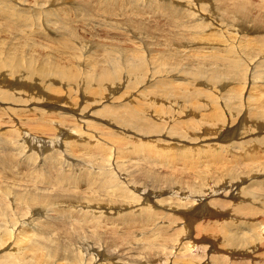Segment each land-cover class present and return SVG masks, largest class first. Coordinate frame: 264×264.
<instances>
[{"label":"rangeland","instance_id":"374dc122","mask_svg":"<svg viewBox=\"0 0 264 264\" xmlns=\"http://www.w3.org/2000/svg\"><path fill=\"white\" fill-rule=\"evenodd\" d=\"M37 1L38 0H0L1 8H4L6 11L11 13V14L7 15L6 17L0 16V82H1L0 83V103L3 104V105H1V108H0V145L2 144L0 160L7 162L9 165L8 166L9 171H5L4 166L2 164H0V189L4 190V195H7L9 193H14L15 197H19L22 189L26 188V189L33 190L36 187L37 188L40 187L39 189H41V192L51 191V193L53 192L54 194L56 192L55 195L53 194L54 196L61 195L63 197H65V196L71 197V199L73 200V202L75 204V211H74L73 215H68L69 217L63 219V217L60 216L62 213L58 214L57 213L58 211L51 210L55 207V206L53 207V205H52V206H50L51 212L44 210V211H41L40 214H35L34 216H32L33 214H31V212L25 211L24 213H20V211L15 206L16 200L7 204L5 202V197L0 194V264H62L68 260L70 254L73 255L74 253L75 254L79 253L78 250L83 255L82 258H83L84 264H90V263L91 264H98L99 262H101L100 264H103L102 260L100 258V255H98L97 251H101L100 253L102 255L107 256V257L110 256L109 258L103 259L104 264H113V263L114 264H198L197 262L186 261L185 259H181V260L177 261L175 259V255H171V257H169V258H167V256L165 255V257L160 256V257H156L154 259L149 258L147 255H145L146 251H148L150 249L149 247H151V246H148L149 240L148 241L144 240L143 245H142V243H140V240L138 239V236L140 235V236L150 237L151 234L153 233V231L155 230L154 225H156L158 222L162 221L165 218L164 211L161 207V203L159 202L160 198H162V196L165 193L161 195V194L154 192L150 196L149 195H142L141 196L136 191H133V187L130 185H129L130 187L128 185H127V187L132 192L131 191L130 192L123 191L122 186L124 185V183L120 182L119 180H114L115 191L113 193L110 192V194H109L107 191H105V188L103 186L98 185V186H95L94 188H92L98 194H93L92 190L89 188L90 187L89 184L87 182H86V184L84 183V179L85 180L87 179L86 176L79 174V168L82 167L81 163H80V159L84 155L88 156V157L90 156V155H88L90 153H84V152H90V151L89 150L85 151L80 146V143H79V135L83 131L75 129V130L71 131L72 133H69L70 130H67V131H63L64 132L63 134H62V132L60 134V131L62 129L58 131L54 126L48 127L47 125H43L42 123L46 122V124H47V123H50L51 121H57V122H61V121L67 122L68 121L69 123L75 124L74 126L76 127V125L78 123L79 124L83 123V122L79 121V119L82 118L80 113L85 112V113H87V114L84 113L85 115H87L86 119H89V120L94 119L95 122L91 123V124H85L86 131H84V132L91 133V131L93 129L97 128V129H99V135L96 134L93 130V132L96 134V136L98 135L97 137H101L103 139L106 138V140L104 139L105 141L100 140V142L109 143L111 146L114 147V143L112 141L108 140V138L116 136V133H114L112 127L115 125H122L123 127H128L134 123V120L130 119L128 117L130 110H132L135 107L134 102L129 101V98L130 97L133 98L134 95L132 94L130 97H128L127 98L128 100L125 99L126 98L125 95L132 93L133 88L137 89V90L135 89V91H134L135 94L138 91L142 90L140 93L141 95H143L145 97H154L158 100H167V99L171 98V95L163 93V90L174 91L179 95L174 94L173 97L182 98V97H180V96H182V94H180V93L183 92L184 90L188 89V88L192 89V86L195 85V84H193L194 81L187 78L186 72H189V73L192 71H198L199 72V68L204 69V70H207L208 68H210V69L214 70L215 68L219 67L220 64L218 63V64H213L214 66L213 65L209 66V65H206L202 62L203 66L200 64V66L196 67L194 65L192 66V61H193L192 59H190V58L186 59L188 64H186L185 59H182L181 61L185 62V63H183L182 65L179 66L180 67V73L177 74V76H175V77L164 76V77L160 78L159 76H157L156 71H155L158 68V64L154 60H149L147 62V65L143 69H141V70L137 69V71H146V73L143 75L144 76L143 78L135 79L136 82H134V79H132L133 76L130 75L129 77H126L127 76L126 74H122L120 77V81L124 80L123 82L125 84L121 83L122 85L118 86V87H117V85H105V86H103L104 80L99 82L97 80L98 78L97 79H89L88 76L92 77L93 74L96 73L95 69L96 70L99 69L98 66L103 68V67H106L108 65H111V64H108L109 60H107L109 58V56H108L109 54L111 56L114 55L113 57H115L116 60H119V58H123L124 64L120 63L121 65L129 66L131 64L129 67H135L139 64H142L143 60H140L141 63H139L138 60H136V61L130 60V58L131 59L133 58L132 57L133 53L129 50V48L139 50L140 52H143L145 54H146V50L150 51L153 48L154 50H156V52H161L162 55L165 54L162 51L165 47V44H167V45L168 44H174L175 45V43L178 40L182 41L180 36H190V35H188V31H185V29L186 30L190 29V26L194 23L193 21H196L195 23H197L199 21V20H195V19H197V17L195 16V14H193L194 13L193 11H197L199 9L200 10L199 11L200 17L204 16V18L207 17V19L211 16V14L210 15H208V14L212 13V14H214L213 18L216 19V22H219V20H217V19L222 14L221 11L219 10L221 8L217 6L216 8L219 11L215 13L216 8L210 9V7H211L210 5H214L217 2L213 3L211 1L208 3L207 0H192V1L191 0H185L184 2L189 5L188 8L192 9L193 13L191 11L189 12V10H186L187 13L185 11V12H182L181 14L180 13L175 14L174 16L171 17L169 15L163 16L162 12L156 11L152 7L153 5L150 6L151 10L147 9L144 6V4H146L148 2V0H144V2L140 5L138 10H132L131 9L129 12L126 13L127 9H125L126 14L123 15L122 13H120L122 15L119 16V15H111L112 13H108L105 11H111L115 14H118L120 7H121V0L118 1V3H116V4L111 2V4H109L108 7L99 6V7H95V8H91V6L90 7L83 6L84 4L87 5V1H89V0H73V1H71L72 3H69V4H68V1L66 0L67 2H64L63 4H54L53 6H51V10L47 9L48 8L47 6H49L51 3L49 0L48 1H42L40 3L39 2L37 3ZM90 1L96 2V0H90ZM172 1L173 2L176 1L177 5H179V3H178L179 0H172ZM248 1L251 2V4H253V8H252L251 12L241 11L239 13H234L233 11H230L233 14L232 21L226 22V23H221V26L218 27V29L215 31L212 29H211L212 30L211 31L207 27H205L207 24V21H203L201 23V26L198 28V31H205L206 30V32H207L206 36L208 37V39L210 41L218 38L222 30L224 31V33H226V35H228V33L226 32L227 30L232 31L233 32L232 33L233 39L234 38H237L239 40L245 39V37H248V35H249V33L247 32L248 29L251 28V27H249V25L247 28H245L247 25L246 22L249 21V19L253 20L254 22H258L264 17L260 13L261 10L259 11V6L261 4L264 5V1L263 0H248ZM4 2L7 4H5ZM164 2H166V1L163 0V3ZM36 3L38 5H36ZM41 3H43V4H41ZM13 7H15V8L13 9ZM180 7L181 8L184 7V9H185L186 5L182 6V4H181ZM205 7L207 9H205ZM56 8H58V9H56ZM78 8H80L81 10L82 9L84 10V8H86V10H87V8H88V11H86V12L84 11L85 12V14H84V12L80 11ZM24 9L26 11H23L20 14L21 18L19 16L15 15L16 13L19 12V10H24ZM261 9H262V11H264L263 8H261ZM46 10L50 11L51 13H47ZM52 10L53 11H56V10L57 11L72 10L73 11L72 16L74 18V20H73L74 22L71 21L70 24H66V23L63 24L59 20L58 16L56 19V15H55V17L53 15V14H58V13H53ZM75 10H77V11L75 12ZM207 10H208V12H207ZM41 11L42 12L45 11L46 14H48L47 15L48 17L51 14L50 17L51 18L54 17L55 19L54 18H52V19L48 18L47 16L45 17V15H44L45 13L43 12L44 14H42ZM78 12H80V15ZM27 13L29 14V18H30V16H32L31 21L29 20L30 23H27L24 20V17L26 15L28 17ZM86 13L87 14L89 13L90 15H86ZM91 13H94V14L97 13V14H101V15L94 19V17H92L93 15ZM262 13H264V12H262ZM192 15H194L195 17ZM215 16H218V17H215ZM58 20H59V22H58ZM31 22H33V23H31ZM216 22L213 24H216ZM32 26H34V27H32ZM182 26H183L185 33L184 32L182 33V31H181V30H183ZM94 30H96V31L94 32ZM36 32H38L39 34H42V36L45 39L42 38L40 35L36 34ZM44 32H50V34L52 33V35L50 37L44 36L43 35ZM61 34L62 35L65 34V35L69 36V38L68 37L65 38V39H69V41L71 40V42L67 43L68 45H65L66 42H58V41H65L64 38H62ZM169 34L172 37L167 38V35H169ZM73 36H75L76 38L75 37L73 38ZM78 37H80L79 42H78ZM81 38L84 41L89 40L88 43L90 44V47L89 46L88 47L92 50V51L90 50L92 53L87 54V53L83 52V47H82L83 44L80 43V41L82 40ZM42 39H43V41H42ZM141 39H143L144 42H141ZM24 41H29V43H32L33 48L30 49L29 47L27 48V46L25 48L24 47L16 48L15 44H17V45H18V43L22 44V43H24ZM139 41L142 44H140ZM218 43H219V45L222 44L221 41H218ZM24 44H26V43H24ZM95 44H96L97 48H96ZM144 44H146V46ZM116 45H117V48H119L120 50L126 49L128 51L127 52L125 51L124 53L119 54L120 56L121 55L122 56L118 58L119 55L117 52H119L120 50L116 49ZM200 45L202 47H205V49H206L205 53H206L207 57H210V56L216 54L217 52H219V49L216 46L207 45L206 43H203L202 41H201V43L194 44V46H190V48L193 47V50L195 51V49H196L195 47H199ZM92 46L95 47V50H94V47H92ZM21 48H23V49H21ZM61 48L63 49V51H66V52H62ZM107 48H109V50ZM209 48H213L214 51L213 52L208 51ZM7 50H8V52H7ZM15 50L17 52H15ZM106 50L108 52H107V54H104L106 52ZM197 50L198 49H196L195 52H197L198 55L203 56V53L200 52L199 50L198 51ZM10 52H12L11 55L13 56V58L10 55ZM82 52L84 55L82 54ZM93 52L94 53L97 52L98 54L101 52L99 54L100 57L97 56L99 61L96 59L97 57L96 58L90 57V55H92ZM86 54L88 57L86 56ZM145 54H144V56H145ZM125 55H128V56H125ZM1 56H2L3 60L1 59ZM15 56L17 58L16 61H15ZM74 57H76V58H74ZM8 58H10V59H8ZM226 58L228 60L229 57H224L223 60H226ZM255 58L256 59L253 61V63H255L256 60H257V62L260 60L261 61L263 60L262 59L263 57L261 58V56H259L258 58L257 57H255ZM94 59H95V61H94ZM85 60L87 62H84ZM133 60H135V58ZM81 62H82V64H79ZM117 62L118 61H116V65H119V64H117ZM210 62L213 63L212 60ZM88 63H89V65L91 64V66L85 65ZM96 63L98 66H95ZM135 63H136V65H135ZM222 63H223V61H222ZM184 64H185V66H184ZM256 65H257V67H260V65L258 63ZM256 65L250 64L249 62L245 61V59H244V62H240L238 65H235L233 67L235 69V71H233V72L231 71L233 68L231 70H228L225 66L221 67L224 70L221 77L226 79L228 82H230V85H227V86L220 88V90L222 91L221 93L225 94V96L227 97V98L225 97L223 102H225L226 104H227V102L232 103L233 108H236L235 110L234 109L232 110L233 111L232 115H234V114H237V115H234V117L232 116V119H233L232 120V119H229V115L227 113V115L225 116L226 121L223 120L224 121L223 122V121L219 120L218 121L219 123L217 122V125L219 128H220V126H223L224 124L228 128L229 127L234 128V131L232 133L230 132L231 133L230 135L210 137L209 139H211V141H208L207 137H209V136H207V137H196L197 141L192 142V143L194 145L200 147V152L198 151L197 155H196V153H193L194 157L193 156H186V160L184 158H182L181 156L179 157L178 152H180L181 149L177 150L174 148H169L170 150L167 149L164 152V153H166V155H168L165 160H159V159L154 160V162L156 161L155 164L151 165V163L147 162L148 159L146 158V159H143L141 161V164L144 166L146 164V166H145L146 168H151V169H153V171L155 170L156 172L161 173L164 176L168 175V173H169V175L172 174L171 178H173V179L171 180V182L174 179H177L180 177H182L184 179L191 172H193V173H191L190 176L192 177V180L194 181V183H199L201 180L206 179L207 177L212 175L214 172H215V174H218V175H222V174L226 175V174L234 172V171L236 173H238L237 171H240V173L245 172V171L247 172V169H248V172H252L254 174H258L259 172H260L259 174H261L262 172H264L263 170L260 171V169H264V166H263V164H264L263 163L264 162V145L263 144L260 145L261 147H257V149H254L253 152H249V153L246 152L245 149L242 147L243 146L242 143L248 142V139L251 136H252L251 139H253L254 137H257L260 132L264 133V130L261 131L260 129H257V131H256V129H253V128H251L250 130L241 129V127L243 126L242 118L244 116L247 117L246 119L244 118L243 122L244 123L248 122V124H249L251 121V119H249V117L251 118V116L253 115L252 113L256 109L252 108V105H249V108H247L248 104L245 105L244 101L242 102L243 96L238 95L240 93H242L240 95H244L243 93L245 92L246 89H251L255 85V84H253L252 86L248 87V80L243 77L242 73L246 72L248 74V76H250V77H252L255 74H258L256 72L257 71ZM262 65H263L262 66L263 67L262 72L264 73V64L262 63ZM116 68H113V69H116ZM191 68H193L194 70ZM210 69L207 70L209 72L206 73V76H208V75L210 76L213 74V73L211 74V71L212 72H214V71L210 70ZM41 71H43V72H41ZM48 71H52L53 74H49ZM38 72H41V73H38ZM78 72H79V74H78ZM42 73H46V76L45 77L40 76ZM148 73L149 74L154 73V74L149 75ZM61 74L65 75L66 77L62 78ZM70 75H72V77L69 79V82L61 84V81L65 82L70 77ZM54 77H56V78H54ZM124 77H125V79H124ZM256 78H253V79H256ZM22 79H23V81L25 80V82H28V83H25V85H26V86H24L25 88L22 87V85H20L23 82ZM258 79L264 80V76L261 78H258ZM54 80H59L60 82H55ZM127 81H130V83H131V84L129 83V87H126V85L128 84ZM83 82L86 85L83 84ZM141 82H142V84H144V82H145V84L142 85ZM77 84H78V86H77ZM89 84L91 85V87ZM68 85H70V86H68ZM101 85L103 88L101 87ZM80 86L82 87V89H80ZM93 86H94V89L96 88L95 90L93 89ZM59 87H61V88H59ZM234 87H235V89H237V90H235V92L237 94L236 93L233 94L232 91L230 90V89H233ZM228 88H230V89H228ZM115 89H118L119 92L115 91ZM210 89H211V87H210ZM223 89H225V90H223ZM243 90H244V92H243ZM55 91H57V92H55ZM126 91H127V93H126ZM57 93H58V96H57ZM110 93H112L113 96L111 95L109 97L108 95ZM245 95L247 96V92L245 93ZM104 96H105V98L100 100ZM202 96H203V98H205V94H203ZM93 97H94V99H93ZM95 97H97V98H95ZM62 98L65 101H63ZM19 99H20V101H19ZM3 100H4V102H3ZM27 100H30V102H32V104L30 105V102H25ZM71 102H76V104L78 103V105H79L78 109H77V107H76V109L70 107V106H73ZM107 102H108V104H107ZM25 104H27V105H25ZM105 105H108V106L116 105L117 107L114 109H111V108L105 107ZM126 106H128L130 109L126 108ZM10 107L13 108V111L10 109ZM83 107L84 108L89 107V108L85 109V111L83 112ZM254 107H256V106H254ZM61 108H62V110H61ZM200 108H203V106ZM69 109H71L72 111H70ZM53 110H56V112L55 111L53 112ZM64 110H67V113H63ZM100 110H101V112H100ZM93 111L97 112V114H96L97 117L90 116V113H92ZM59 113H62V114H59ZM21 114H23V115H21ZM71 116L74 118H70ZM116 116H119V119L117 121L114 120V117H116ZM77 118H79V119H77ZM95 118L105 120L108 123L107 124L102 123ZM84 119L85 118H83V120ZM263 119L264 118H262L261 120H263ZM141 120L145 121V119H141ZM231 120H232V122H231ZM248 120H250V121H248ZM26 121H28V123L32 126V128L31 127L29 128V126H28L29 124L27 125L25 123ZM119 121H121V122H119ZM79 124H78V126H79ZM190 124H189V126H191L193 123L191 125ZM194 125L195 124H193L192 126H194ZM202 125L203 126H205V125L211 126V123H203ZM23 126H26V128H28V129L24 128ZM80 126H82V125H80ZM183 126H184V124H183ZM196 126L201 128V126H199L197 124H196ZM185 127H187V125H185ZM59 128H65V126L60 125ZM82 129H83V126H82ZM235 129H237V130H235ZM196 130H199V132ZM9 131H11V133H9ZM190 131L191 132L196 131L195 135L203 136L205 134V131L201 130V129L190 128ZM241 131H244V133ZM19 132H22L23 137L24 136L26 137L25 132L30 134L28 136V138L26 139V141H27L26 145L27 146L24 149L25 151L27 150L26 156L30 152H33L29 149L28 139L29 140L30 139L46 140V138L47 139H53L55 137L56 138L60 137L59 139H61L62 137H66V138L70 139V141H73V144L75 143L74 141H77V146H78L79 151H77L75 153H71V154L69 153V155H65L66 151L65 150H64L65 152L63 151L64 146H65L63 140H59L58 142L53 144V146L52 145H48V146L45 145V148L49 147L51 149V151H47L48 153L45 152V149H44V153L47 157H46V159H43L44 161L47 160V163L44 162L45 167L47 166V164H49L48 176H49V178H51V180H45V181H42L41 183H38L36 186H33V185H35L33 183L34 181L26 182L30 179L29 176L24 174L26 172V169H27V168H24V167H26L27 162H24V164H20V161L16 160L17 158L13 157V155L11 154V151L13 150L15 144L17 145V144H19L17 142L22 141L18 137L15 136ZM165 132H166V129H165ZM235 133L236 134L239 133V135L237 134V137H236ZM241 133H243V134H241ZM31 134H32V136H31ZM142 134L144 135L145 131L142 132ZM172 135L175 137L176 141L181 142L182 145L183 144L186 145V143L182 140L183 139L182 134L177 132L175 134L172 133ZM71 136H73V137H71ZM224 137L226 138V140ZM230 137H231V139H230ZM141 139H142V137H141ZM251 139H249V140H251ZM12 142H14V144ZM34 145L30 146V147L31 148L33 147V149H35V150L37 148L38 149L43 148L41 146V142H35ZM208 146H209V148H208ZM226 146H227V148H225ZM258 149L260 152L258 151ZM54 150L59 151L61 153L50 155L49 152H52ZM256 150L260 154L258 156L259 158H255L253 160H250L248 157L251 155H254V153L256 154L257 153V152H255ZM184 151L187 153L189 152L186 150H184ZM12 152L14 153L15 151H12ZM206 152H207V154H206ZM103 153L104 152L100 151L96 154L101 156ZM220 153L222 154L220 156V158L222 157L220 159V161L213 160V158H214L213 156H215L216 154H220ZM246 153H248V154H246ZM200 154H202V155H200ZM203 155H205L204 158H203ZM210 155H212V156H210ZM242 155H244V156H242ZM261 155H262V157H261ZM26 156H25V158H26ZM52 157H58L60 160L57 162H54V159ZM141 157H139V158H141ZM240 157H242V158L245 157V159L243 160ZM23 158H24V156H23ZM23 158H21V159H23ZM239 158H240V160H239ZM187 159H189V161H187ZM236 159H237V161H236ZM257 159H258V161H256ZM259 159H261V162H262L261 164H259L260 163ZM9 160H12L10 162L11 164L8 162ZM15 160L18 162L17 164H15ZM37 160H38V162H36V164H35L37 166L35 170H37V169L41 170L43 168L45 169V167L43 166L42 158L37 157L36 161ZM208 160L211 162H209ZM40 161H42V162L40 163ZM202 161H204V163ZM239 161L241 163H239ZM242 161H244V162H242ZM21 162H23V161H21ZM255 162H258V163H255ZM182 163H183V165H182ZM206 163H208V164H206ZM218 163H220V164H218ZM221 164H224V166H222V167H224L223 169H222V167H220ZM239 164H241V165H239ZM245 164H247V165H245ZM251 164L253 166H251ZM168 165H170V166H168ZM236 165L238 167H240V169ZM15 166H16V168H15ZM205 166L208 167L209 169L206 168ZM214 166L217 169L214 170L213 169V168H215ZM93 167H94V164H93ZM196 167H198V168L200 167V169H198ZM241 167L244 168V169H242V171H241ZM251 167H254V168H251ZM256 168H257V170H256ZM83 169H87V168L84 167ZM31 170L33 171V166L31 167ZM133 170H134V172L138 171L134 167V168H131V170H130L131 172L127 170V173H129V172L134 173ZM198 170L199 171L202 170L203 172L200 171L197 174L196 171H198ZM204 174H206V175L208 174L207 177ZM123 177L127 178L124 175H123ZM139 177L137 179H138V182L140 183V185L142 187L149 188V189L151 187L153 189H156V190L165 189V188L169 187V184H170V179L168 180V178L166 177V178H164V180H165V182L168 181L167 183H165L163 180L159 181L158 183L154 182V185H156V187H155L153 185V183H151V182L150 183L144 182V180L147 179V176L144 173H142V175H141V172H140ZM260 177H262V175ZM198 178H199V180H198ZM187 180L188 179H184V181H187ZM45 182H47V183H45ZM126 184H128V182ZM159 184H160V186L158 188ZM166 184H168V186ZM185 187L186 186H184V188ZM45 189H47L49 191H44ZM61 192L65 193V194H62ZM38 193H40V192H38ZM59 193H61V194H59ZM260 194L264 195V193H262V192H260ZM174 195H176V194H174ZM87 196H88V198H90L92 196L91 199H96L97 201H99V200L104 201L103 203H106L109 207H111L114 204V202H112L114 200H116L115 202H118V204H125L118 213H122V214L123 213H135V214L140 213L142 215V220L144 221L145 226L148 227L149 229L146 230L144 228L142 231L139 232L138 230L142 229V226H141L142 223H141L139 225L140 227L138 226L137 229H134L135 233H132L129 230V228H128V231H124L123 228L128 227V226H126L125 224H121L120 222H117V220L114 221V222H116L114 224V223H112V220L109 221V220L105 219L106 220L105 221L104 219L99 218V216L102 214H100L98 212H89L86 215H82L80 210H79V206L84 205V203L81 202V198L87 197ZM130 203H134V204L130 205ZM90 207H92L91 209H93V205H90ZM108 211H110V210H108ZM47 213H49V214H47ZM253 216L254 215L252 213L246 214V213L241 211L237 218H238V220L242 219V220H240V222L243 221L244 226H246L248 224L249 220ZM260 216L261 215L259 214V217ZM225 217H227L226 214L223 215V218H225ZM107 221H109V222H107ZM15 222H16V224H15ZM22 222H25V223L27 222L25 227L29 228V230H30L29 233L31 234V237L34 239H37L38 241H36V242L28 241V237L21 230L20 225ZM128 222L132 223L135 221H132V222L128 221ZM245 222H247V223H245ZM17 223H18V226L15 227V225H17ZM182 223L183 222L179 223V226H175V227H181L180 225H182ZM116 227H117V229H116ZM191 227H192V225H191ZM191 227L189 225V227H187V229H186L185 241H188V239H189L188 236L192 235L193 228H191ZM238 227H239V230L235 231L234 241L236 244V252L233 255V260H235V262L240 261L243 264H252V260L254 258L259 257V256H264V240H263V243L260 247H258V248L251 247V245H249V243H245V237L243 236V232H247V229L240 227L239 225H238ZM259 230H262V227H259ZM208 233H210V232H208ZM213 233H215V232H213ZM213 233L211 235L207 234V236H211V240L214 238ZM224 233H225V231H224ZM130 234H132L133 236H130ZM50 235H53V236L50 237ZM207 236H205V238H208ZM48 237H50L52 240L54 239L53 240L54 242H52V241L51 242L49 241V242L55 246H57L58 242H59V246H57V247H58V250L60 252V257L57 259H49V255L47 253V248L45 247V243H44L45 239ZM208 239H210V238H208ZM215 240H217V239L214 238V241ZM218 241L221 242L222 240L218 239ZM191 244H192V246H191ZM197 244L198 243H196V242H192V243H189L188 245H189V247L194 248L195 246L199 247V245H197ZM122 245H123V247H122ZM144 245L147 247H145ZM224 246H225V244H224ZM132 248H134V249H132ZM131 249H132V251H131ZM216 250H217L216 252H218L217 248H216ZM6 251H7V254H6ZM87 251H89V253ZM227 251L229 252V249H227ZM151 252H154V250H152ZM110 253L112 255H109ZM3 254H6V255H3ZM123 254H124V256H123ZM221 254L223 257L225 256V255H223L224 250H223V252L221 251ZM89 255H91V256L89 257ZM5 256H6V258H5ZM144 258H147V259L142 260ZM95 259H97V260H95ZM233 260H229L228 264H233V262H234ZM211 264H220V263L218 261H214Z\"/></svg>","mask_w":264,"mask_h":264},{"label":"bare ground","instance_id":"6f19581e","mask_svg":"<svg viewBox=\"0 0 264 264\" xmlns=\"http://www.w3.org/2000/svg\"><path fill=\"white\" fill-rule=\"evenodd\" d=\"M42 1H48V0H38L37 3L38 2L40 3ZM49 1L51 3L49 2L50 7L47 6L48 7L47 9L51 10V6H53L54 4H63L64 2H67V1L69 4V3H72L71 1H73V0H67V1L66 0H49ZM89 1H87V5L84 4L83 6H85V7L91 6V8H95V7H99V6L108 7L109 4H111V2L116 4L120 0H96V2H91V1L89 2ZM165 1L166 2L163 3V0L162 1L161 0H158V1L157 0H148L149 3L145 2L146 4H144V6L147 9L151 10L150 6L153 5L152 7L156 11L162 12L163 16L169 15L172 17L175 14H179V13L181 14L182 12H185L186 10H189V12L190 11L192 12V9L188 8L189 5L184 2L185 0H179L178 1L179 5H177L176 1L175 2H173L172 0H170V1L165 0ZM211 1L213 3H216V2L217 3L214 5H210L211 6L210 9L211 8L215 9L217 6L221 8V9H219L222 13L221 16H219V17L215 16V17H218L217 20H219V22H216V19L213 18L214 14H212V13L208 14V15L211 14V16L208 19H207V17L204 18V16L200 17V15H199L200 10L197 8L198 10L193 11L194 13L193 12L192 13L195 14V16L197 17V19H195V20H199V21L197 23H195L196 21H193L194 23L193 24L191 23L192 25L190 26V29H188V30L185 29V31H188V35H190V36H180L182 41L178 40L175 43V45L174 44H168V45L165 44V47L162 50L165 54L162 55L161 52H156V50H154L153 48L150 51L146 50V54L143 52H140L139 50L129 48V50L133 53L132 54L133 58L132 59L130 58V60H132V61L138 60L139 63H141L140 60H143V63H142L143 65L139 64L135 67H129L131 64L129 66L121 65L120 63L124 64L123 58H119L122 56V55L120 56L119 54L124 53L125 51L127 52L128 50H126V49L120 50L119 48H117V45H116V49L120 50L119 52H117L119 55L118 56L119 60H116L115 57H113L114 55L111 56L109 54L108 55L109 58L107 60H109L108 64H111V65H108V66L102 68V67L98 66L96 63L95 66H98L99 69L98 70L95 69L96 73H94L92 77L88 76L89 79H97L98 78L97 80L99 82L104 80L103 86H105V85H117V87H118V86L122 85L121 83L125 84L123 82L124 80L120 81V77L122 74H126L127 75V76L125 75L126 77H129L130 75L133 76L132 79H134V82H136L135 79L143 78L144 77L143 75L146 73V71H137V69H140V70L143 69L147 65V62L149 60H154L158 64V68L155 71H156L157 76H159L160 78H162L164 76H169V77L177 76V74L180 73V67L179 66L182 65L183 63H185V62L181 61L182 59H185V61L187 58L192 59L193 60L192 66L194 65L196 67L200 66V64L203 66V63L206 65H209V66H212L213 64H218V63L220 64L219 67L216 66L217 68H215L214 70L210 69V68L207 69V70L210 69V70L214 71V72L211 71V74L212 73L213 74L210 76L208 75L209 77L206 76V73L209 71L201 69V68H199V72L198 71H192L190 73L186 72L187 78L194 81L193 84H195V85L192 86V89L188 88V89L184 90L183 92H181L180 94H182V96H180V97H182V98L173 97L174 94H177L174 91L163 90V93L170 94L171 98L167 99V100H158L154 97H145V96L141 95L140 93L142 90L138 91L135 94L134 91L136 88H133L132 93H129L130 95L129 94L125 95V97H126L125 99L130 97L132 94L134 95L133 98H131V97L129 98V101L134 102L135 107L132 110H130V112L128 114V117L130 119H133L134 123L128 127H123L122 125H115L112 127L114 133H116V136L108 138V140L112 141L114 143V147L111 146L109 143L100 142V140L105 141L106 138H104L105 139L104 140L101 137H97L99 135V129H97V128L93 129L94 132L96 134H98L97 136L93 132V130L91 131V133L84 132V131H86L85 124H91V123L95 122L94 119H91V120L86 119L87 115H85V114H87V113H85L84 111H85V109H87L89 107H87V108L83 107V112L85 114L81 112L80 114H81L82 118H80V119L77 118V119H79V121L83 122L82 124L81 123L79 124L76 121L79 124V126L77 124L75 127L74 126L75 124L69 123L68 121L67 122L51 121L50 123H47V124H46V122L42 123L43 125H47L48 127L54 126L58 131L62 129L60 131V134H61V132L63 134L64 133L63 131H67V130H70L69 133H72L71 131L75 130V129L83 131L79 135V143H80V146L85 151L86 150L90 151V152H84V153H90V154H88L90 156L88 157V156L84 155L80 159L81 166L83 168L86 167L87 169H83L82 167H80L79 168V174L86 176L87 179L86 180L84 179V183L86 184V182H87L89 184V186H90L89 188L92 190L93 194H98L92 189L98 185L103 186L105 188V191H107L109 194H110V192L113 193L115 191L114 180H119L120 182L124 183V185L122 186L123 191L130 192L131 190L127 187V185L128 186L130 185L133 187V191H136L141 196L142 195H149L150 196L154 192L161 194V195L165 193L162 196V198H160V200H159V202L161 203V207L164 211L165 218L162 221L158 222L156 225H154L155 230L153 231V233L151 234L150 237H145V236H140V235L138 236V239L140 240V243H142V245H143L144 240H147V241L149 240L148 246H151V247H149L150 249L148 251H146L147 254L145 253V255H147L149 258H153V259L156 257H160V256L165 257V255L167 256V258H169V257H171V255H175V259L177 261H179L181 259H185L186 261H194V262H197L198 264H211L214 261H218L220 264H228L229 260H233V255L236 252V244H235L234 238H235V231L239 230L238 225L240 227L247 229V232H243V236L245 237V243H249V245H251V247H254V248L260 247L263 243V240H264V195L260 194V192L264 193V172H262L261 174H259L260 173L259 172L258 173L259 175L254 174L252 172H248V169H247V172L245 170H244L245 172H241V173H240V171H237L238 173H236L234 171V172L228 173L226 175H223V174L218 175V174H215V172L214 173L212 172L213 174L210 175L209 177H207L208 174L207 175L204 174V175H206L207 178L201 180L199 183H194V181L192 180V177L190 176V174L193 173V172H191L186 178H184V179H188L187 181H184V179L182 177H180V178L174 179L171 182V180L173 179V178H171L172 174L169 175V173H168V175L164 176L163 174L158 173L155 170L153 171V169H151V168H146L145 167L146 164H145V166L141 164V161L143 159H146V158L148 160L150 159L149 161L147 160V162L151 163V165L155 164L156 161L154 162V160H157V159L165 160L168 155H166V153H164V152L169 148H174L177 150L181 149L182 151L180 150V152H178L179 157L181 156L182 158H184L186 160V156H193L194 157L193 153H196V155H197V152L198 151L200 152V147H198L192 143V142L197 141L196 137H207V136H209V137H207L208 141H211V139H209L210 137L230 135L234 131V128H232V127L228 128L225 126V124L223 126H220V128L217 125V122L219 120L226 121L225 116L227 115V113L229 115V119H232V116L234 117V115H237V114L232 115L233 114L232 110L236 109V108H233L232 103L227 102V104H226L225 102H223L226 96H225V94L221 93L222 91L220 90V88L227 86V85H230V82H228L226 79L221 77L222 73L224 72V70L221 67L225 66L228 70H231L235 65H238L240 62H244V59H245V61L249 62L250 64L256 65L258 63L260 65V67H257V65H256V67H257L256 72L258 74H255L252 77L248 76V74L246 72L242 73L243 77L248 80V87L252 86L253 84H255V85L251 89H246L245 92L243 90L244 95H240L242 93H240L238 95L243 96L242 102L244 101L245 105L248 104L247 108H249V105H252V108H255L256 110L254 112L252 111L253 115L251 116V118L249 117V119H251V121L248 120V121H250L249 124H248V122L247 123L243 122L244 118L246 119L247 117L244 116L242 118L243 126L241 127V129L250 130L251 128H253V129H256V131H257V129H260L261 131L264 130V119L261 120L262 118H264V80L258 79V78H261L264 76V73L262 72L263 71L262 63L264 64V17L258 22H254L251 19H249V21L246 22L247 25L245 28H247L248 25L251 28L248 29L247 32L249 33V35H248V37H245V39H240V40L237 38L233 39L232 38V33H233L232 31L227 30L226 32L228 33V35H226V33H224V31L222 30L218 38L210 41L208 39V37L206 36V34H207L206 30L205 31H198V28L201 26V23L203 21H207V24L205 27H207L209 30L212 29L215 31L218 29V27L221 26V23H226V22L232 21L233 14L230 11H233L234 13H239L241 11L251 12L252 8H253V4H251V2H249L248 0H207L208 3ZM143 2H144V0H121V7H120L118 14H115L111 11H105V12L112 13L111 15L121 16L122 14L124 15L127 12H129L131 9L132 10H138V8L140 7V5ZM37 3H36V5H38ZM5 4H7V3H5ZM41 4H43V3H41ZM181 4H182V6L186 5L185 9H184V7L183 8L180 7ZM206 7H205V9H207ZM14 8L15 7H13V9ZM261 8L264 9V5L261 4L259 6V11L260 10L262 11ZM56 9H58V8H56ZM78 9L82 12L88 11V8H87V10H86V8H84V10L83 9L81 10L80 8H78ZM125 9H127V11ZM48 10H46L47 13H51ZM208 10H207V12H208ZM219 10H217V8H216V11L215 10L214 11L216 13ZM23 11H26V10L25 9L19 10V12L16 13L15 15L19 16L21 18L20 14ZM56 11H53V13H58V14H53L54 17L56 15V19H57V16H58L59 20L63 24L64 23L70 24L71 21L74 20V18L72 16V12H73L72 10H61V11H57V12ZM76 11L77 10H75V12ZM125 11H126V13H125ZM261 11H260V13L264 16V13H262L264 11H262V12ZM43 12L41 11V13L44 14L46 17L48 14H46L45 11H43ZM85 12H84V14H85ZM78 13L80 15V12H78ZM89 13L88 14L86 13V15H90ZM120 13H122V14H120ZM186 13H187V11H186ZM9 14H11V13L6 11L4 8H1V6H0V16L6 17ZM91 14L93 15V16L92 15L91 16L94 17V19H95L96 17L100 16L102 13L101 14L91 13ZM50 16H51V14H50ZM50 16L49 17L47 16V17L51 18ZM192 16H194V15H192ZM25 17H24V20L27 23H30L32 16H30V18H29V14H28V17H27V15ZM54 17H52V18H54ZM59 20H58V22H59ZM215 22H216V24H213ZM31 23H33V22H31ZM32 27H34V26H32ZM182 29H183V26H182ZM95 31L96 30H94V32ZM181 31L183 33L184 29ZM36 34H38L42 38H44L42 36V34H39L38 32H36ZM43 35L50 37L52 35V33L50 34V32H44ZM67 37L69 38L68 35H65V34L62 35V38H64L65 41H58V42H66L65 45H68L67 43L71 42V40L69 41V39H65ZM74 37L75 36H73V38ZM168 37H172V36L169 34V35H167V38ZM79 38L80 37H78V42L80 40ZM142 40L143 39H141V42H144V40L143 41ZM42 41H43V39H42ZM81 41H80V43L83 44L82 45L83 52H85L87 54L92 53L91 52L92 50L89 48L90 47V44L88 43L89 40L84 41L82 39ZM201 41L203 43H206L207 45L216 46L219 49V52H217L216 54H214L210 57H207V55L205 53V50H206L205 47H202L200 45L201 47L199 46V47H195V48L198 49L200 52H202L203 56L198 55L197 52H195L196 49L194 48L195 49V51H194L193 47L190 48V46H194V44L201 43ZM218 41H221L222 44L219 45ZM141 42L139 41L140 44H142ZM24 43H26V44H24ZM24 43H22V44L18 43V45L15 44V46H16V48H20V47L25 48L26 46H27V48L29 47L30 49L33 48V44L29 43V41H24ZM144 45L146 46V44H144ZM95 46H96V44H95ZM92 47H94V46H92ZM96 48H97V46H96ZM21 49H23V48H21ZM107 49L109 50V48H107ZM94 50H95V47H94ZM208 51L213 52L214 49L209 48ZM7 52H8V50H7ZM12 52H10V55L12 54ZM15 52H17V51L15 50ZM62 52H66V51H63V49H62ZM83 52H82V54H83ZM107 52L108 51L106 50V52L104 54H107ZM87 54H86V56H87ZM99 54L97 52H95V53L93 52V54L90 55V57L96 58L97 56H99ZM144 54H145V56H144ZM125 56H128V55H125ZM259 56H261V58L263 57L262 58L263 60L262 61L260 60L258 62L256 60L255 63H253V61L256 59L255 57L258 58ZM76 57H74V58H76ZM224 57H229V58H228V60H227V58H226V60H223ZM12 58H13V56H12ZM134 58H135V60H133ZM1 59H2V56H1ZM8 59H10V58H8ZM16 59L17 58L15 56V61H16ZM96 59L98 60V57ZM211 60L213 61V63L210 62ZM94 61H95V59H94ZM116 61H118L117 64H119V65H116ZM222 61H223V63H222ZM82 62L79 64H82ZM84 62H87V61L85 60ZM186 64H188L187 61H186ZM85 65H89V63L85 64ZM135 65H136V63H135ZM89 66H91V64ZM184 66H185V64H184ZM113 68H116V69H113ZM191 69H193V68H191ZM231 71L233 72V71H235V69L233 68ZM41 72H43V71H41ZM41 72H38V73H41ZM48 72H49V74H53L52 71H48ZM78 74H79V72H78ZM153 74H149V75H153ZM40 76L45 77L46 73H42ZM61 77L64 78L66 76L62 75ZM71 77H72V75H70V77L65 82L61 81V84L69 82V79ZM54 78H56V77H54ZM253 78H256V79H253ZM124 79H125V77H124ZM59 80H54V81L60 82ZM22 81H23V79H22ZM25 83H28V82H25V80H24L22 82V84H20V85H22V87H24V86H26ZM127 83L128 84L126 85V87H129L130 81H127ZM78 84H77V86H78ZM83 84H85V83L83 82ZM141 84H142V82H141ZM144 84H145V82H144ZM144 84H142V85H144ZM68 86H70V85H68ZM90 87H91V85H90ZM101 87H102V85H101ZM210 87L212 90L210 89ZM59 88H61V87H59ZM80 89H82L81 86H80ZM93 89H94V86H93ZM228 89H230V88H228ZM223 90H225V89H223ZM230 90L234 94V93H236L235 90H237V89H235V87H234L233 89H230ZM115 91L119 92L118 89H115ZM55 92H57V91H55ZM246 92H247V96L245 95ZM126 93H127V91H126ZM203 94H205V98H203V96H202ZM111 95L113 96L112 93H110L108 96L110 97ZM177 95H179V94H177ZM57 96H58V93H57ZM63 98H62V100H63ZM95 98H97V97H95ZM104 98H105V96L102 97L100 100H102ZM93 99H94V97H93ZM19 101H20V99H19ZM63 101H65V100H63ZM3 102H4V100H3ZM25 102H30V100H27ZM71 103L73 106H70V107H72L74 109H76V107H77V109H78V106H79L78 103L77 104H76V102H71ZM27 104H25V105H27ZM31 104H32V102H30V105ZM107 104H108V102H107ZM1 105H3V104L0 103V108H1ZM202 106H203V108H200ZM254 106H256V107H254ZM105 107L114 109L117 106L116 105H113V106L105 105ZM126 108L130 109L128 106H126ZM10 109L13 111V108L10 107ZM61 110H62V108H61ZM69 110L72 111L71 109H69ZM54 111L56 112V110H53V112ZM100 112H101V110H100ZM63 113H67V110H64ZM59 114H62V113H59ZM96 114H97V112L93 111L92 113H90V116L97 117ZM21 115H23V114H21ZM70 118H74V117L71 116ZM83 118H85V119L83 120ZM95 119L99 120L102 123H106V124L108 123L107 121L101 120L99 118H95ZM118 119H119V116L114 117V120L117 121ZM141 119H145V121L141 120ZM232 120H231V122H232ZM119 122H121V121H119ZM25 123L27 125L29 124L28 121H26ZM190 123L191 124L193 123L195 125L192 126L193 124L191 125ZM203 123H211V126H206V125L203 126L202 125ZM183 124H184V126H183ZM189 124L191 126H189ZM196 124L201 126V128L197 127ZM60 125H64L65 128H59ZM80 125L83 126V129H82V126H80ZM185 125H187V127H185ZM26 126H23V127L26 128ZM28 126H29V128L30 127L32 128V126L30 124ZM190 128H193V129L196 128V129L204 130L205 134L203 136L195 135L196 131L199 132V130H196L195 132H191ZM26 129H28V128H26ZM165 129H166V132H165ZM235 130H237V129H235ZM144 131H145V134L143 135L142 132H144ZM177 132L182 134V138H183L182 140L186 143V145H184V144L182 145L181 142H178L175 140V137L172 135V133L175 134ZM241 132L244 133V131H241ZM9 133H11V131H9ZM243 133H241V134H243ZM25 134H26V137L24 136L25 138L23 137L22 132H19L18 134L15 135L16 137H18L22 141L17 142L19 144H17V145L15 144L14 148L12 147L13 148L12 151H15V152L13 153L11 151V154L13 155V157L17 158L16 160L20 161V164H24V162H27L26 167H24V168H27L26 172L24 174H26L30 178L26 182L34 181L33 183L35 185L32 184L33 186H36L38 183H41L42 181L51 180V178H49V176H48L49 164H47V166L45 167L44 164L47 163V160H45V161L43 160V159H46V157H47L44 153V149H45V152L51 151V149L49 147L45 148V145L46 146H48V145L53 146V144H55L59 140H63L64 145H65L63 151L64 150L66 151V152L64 151L66 153L65 155H69V153L71 154V153H75V152L79 151L78 146H77V141H74L75 143L73 144V141H70V139H68L66 137H62L61 139H59L60 137L59 138L55 137L53 139H47L46 138V140H41V139H36V140L30 139L29 140L28 139L29 149L33 152H30L26 156L27 150L25 151L24 149L27 146L26 145V143H27L26 139L28 138V136L30 134L26 133V132H25ZM237 134L239 135V133H237ZM237 134L235 135L236 137H237ZM31 136H32V134H31ZM71 137H73V136H71ZM141 137H142V139H141ZM251 138H252V136L249 139H251ZM230 139H231V137H230ZM249 139H248V142L242 143L243 144L242 147L248 153L253 152L254 149H257V147H261L260 145H262V144L264 145V133L263 132H260L257 137H254L251 140H249ZM225 140H226V138H225ZM35 142H41V146L43 148L38 149L36 147L37 148L36 150L33 149V147L31 148L30 146H33ZM12 143L14 144V142H12ZM208 148H209V146H208ZM225 148H227V146ZM1 149H2V144L0 145V154H1ZM184 150L189 151V152L187 153ZM100 151L104 152L101 156L96 154ZM258 151H259V149H258ZM255 152H257V150ZM57 153H61V152L55 151V150L52 152H49L50 155L57 154ZM248 153H246V154H248ZM206 154H207V152H206ZM200 155H202V154H200ZM221 155H222L221 153L216 154L215 156H213L214 158L213 157L212 158L215 161H220V159L222 158V157L220 158ZM259 155L260 154L257 152L256 154L254 153V155H251L248 158L250 160H253L255 158H259L258 157ZM262 155H261V157H262ZM23 156H24V158H23ZM25 156H26V158H25ZM204 156L205 155H203V158H204ZM210 156H212V155H210ZM242 156H244V155H242ZM0 157H1V155H0ZM37 157L42 158L43 166L45 167V169L42 167L43 169H41V170H38V169L35 170L37 167L35 164H36V162H38V160L36 161ZM139 157H141V158H139ZM21 158H23L24 160ZM52 158L54 159V162H57L60 160L58 157H52ZM240 158H242V157H240ZM240 158H239V160H240ZM242 159L244 160L245 157ZM261 159H259L260 160L259 164L262 163ZM16 160H15V164L18 163ZM11 161L12 160H9L8 162L10 163ZM21 161H23V162H21ZM42 161H40V163ZM187 161H189V159H187ZM236 161H237V159H236ZM256 161H258V159ZM202 162L204 163V161H202ZM209 162H211V161H209ZM242 162H244V161H242ZM239 163H241V162L239 161ZM255 163H258V162H255ZM0 164H2L4 166L5 171H9L8 170L9 165L7 162L0 160ZM93 164H94V167H93ZM206 164H208V163H206ZM218 164H220V163H218ZM252 164H251V166H253ZM182 165H183V163H182ZM239 165H241V164H239ZM245 165H247V164H245ZM32 166H33V171L31 170ZM168 166H170V165H168ZM222 166H224V164L220 165V167H222ZM263 166H264V164H263ZM134 167L138 171L134 172V170H133L134 173H130L131 168H134ZM254 167H251V168H254ZM15 168H16V166H15ZM196 168H198V167H196ZM206 168H208V167H206ZM223 168L224 167H222V169ZM238 168L240 169V167H238ZM257 168H256V170H257ZM198 169H200V167ZM213 169L215 170L217 168L215 167ZM242 169H244V168L241 167V171H242ZM127 170L130 172L127 173ZM261 170L264 171V169H260V171ZM200 171L203 172L202 170H200ZM200 171L198 170V171H196V173L198 174V172H200ZM140 172H141V175H142V173H144L147 176V179H145L146 181L144 180V182H148V183L151 182V183H153V185H154V182L158 183L161 180H163L165 182L164 178L167 177L168 180L170 179L169 187H167V188L164 187L165 189H158V190L153 189L152 187H151L152 189L142 187L140 185V183L138 182V179H137L139 177ZM123 175L127 178H124ZM261 175H262V177H260ZM198 180H199V178H198ZM127 182H128V184H126ZM167 182L168 181H166L165 183H167ZM45 183H47V182H45ZM166 185L168 186V184H166ZM154 186L156 187V185H154ZM159 186H160V184L158 185V188H159ZM184 186H186V187L184 188ZM39 188L40 187H38V188L36 187L33 190L26 189V188L22 189L19 197H15L14 193H9L7 195H4V190H1V189H0V194L5 197V202L7 204L16 200L15 206L20 211V213H24L25 211L31 212V214H33L32 216H34L35 214H40L41 211H44V210L48 211V212H51V210H53V211H58L57 212L58 214L62 213L60 216L63 217V219L69 217L68 215H73V213L75 211V204H74L73 200L71 199V197H68V196L63 197L61 195L54 196L56 194V192H55V194L53 192L51 193V191L47 190L48 188L45 189L44 191H49V192H41V189H39ZM38 192H40V193H38ZM61 193L65 194L63 192H61ZM61 193H59V194H61ZM174 194H176V195H174ZM88 196L81 198V202L84 203V205L79 206V210H80L82 215H86L89 212H98V213L102 214L99 216V218H102L104 220L107 219L109 221L112 220V223H114V224L116 223L114 221L117 220V222H120L121 224H125L126 226H128V227L123 228L124 231H128V228H129V230L132 233H135L134 229H137L141 223H142V225H141L142 229L138 230L139 232L142 231L144 228L146 230L149 229L148 227L145 226L144 221L142 220V215L140 213H137V214H135V213H123V214L118 213L125 204H118V202H115L116 200H114V201H112V202H114V204L111 207H109L106 203H103L104 201H100V200L97 201L96 199H91L92 196L90 198H88ZM133 204L134 203H130V205H133ZM52 205H53V207L54 206L55 207L50 210V206H52ZM90 205H93L94 210L91 209L92 207H90ZM108 210H110V211H108ZM241 211L246 213V214L252 213L254 215L251 219L249 218L250 219L248 222L249 225L247 224L246 226H244L243 221L240 222V220H242V219L238 220L237 217L239 216ZM47 214H49V213H47ZM224 214H226V216H227V217H225L226 219L223 218ZM259 214L261 215L260 217H259ZM109 221H107V222H109ZM128 221H131V222L135 221V222L129 223ZM181 222H183L182 225H180L181 227H175V226H179V223H181ZM245 223H247V222H245ZM15 224H16V222H15ZM26 224H27V222L26 223L22 222L20 226H21V230L28 237V241H31V242L38 241L37 239H34L31 237V234L29 233L30 232L29 228L25 227ZM189 225H190V227L192 225L191 228H193V232H192V235L188 236V238H189L188 241H185L186 229H187V227H189ZM17 226H18V223H17V225H15V227H17ZM259 227H262V230H259ZM116 229H117V227H116ZM224 231H225V233H224ZM208 232H210V233H208ZM211 232L212 233L215 232L213 234H214V238L217 240L214 241V238L211 240V236H207V234L211 235L212 234ZM51 236H53V235H50V237ZM130 236H133V235L130 234ZM205 236H207L210 239L205 238ZM50 237L45 239V241H44L45 247L47 248V253L49 255V259H57L60 257V252H59L58 247H57V246H59V242H58L57 246L51 244L50 242L51 241L54 242L53 241L54 239L52 240ZM218 239H221L222 241L219 242ZM192 242L198 243L197 245H199V247L198 246H195V247L193 246L194 248L189 247L188 244L192 243ZM224 244H225V246H224ZM191 246H192V244H191ZM122 247H123V245H122ZM145 247H147V246H145ZM215 247L218 249V252H216L217 250ZM132 249H134V248H132ZM132 249H131V251H132ZM227 249H229V252L227 251ZM152 250H154V252H151ZM223 250H224L223 255H225L224 257L221 254V251L223 252ZM78 252L79 253H76V254L74 253L73 255L70 254L68 260L62 264H84L83 258H82L83 255L80 253L79 250H78ZM87 252L89 253V251H87ZM100 252L101 251H97L98 255H100L102 263L104 264L103 259L109 258L110 256L107 257L105 255H102ZM6 254H7V251H6ZM6 254H3V255H6ZM109 255H112V254L110 253ZM90 256L91 255H89V257ZM123 256H124V254H123ZM5 258H6V256H5ZM146 259L147 258H144L142 260H146ZM95 260H97V259H95ZM233 261H234L233 264H243L240 261H236V262H235V260H233ZM100 263L101 262H99L98 264H100ZM252 264H264V256H259V257L254 258L252 260Z\"/></svg>","mask_w":264,"mask_h":264}]
</instances>
